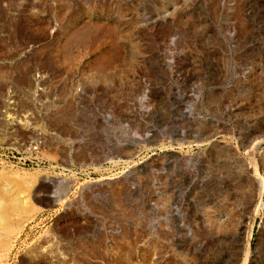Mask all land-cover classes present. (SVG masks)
I'll return each instance as SVG.
<instances>
[{
  "label": "rangeland",
  "instance_id": "rangeland-1",
  "mask_svg": "<svg viewBox=\"0 0 264 264\" xmlns=\"http://www.w3.org/2000/svg\"><path fill=\"white\" fill-rule=\"evenodd\" d=\"M41 70L65 84L49 124L70 133L83 114L121 165L27 160L13 111ZM107 98L125 148L87 119ZM262 139L264 0H0V191L36 192L15 233L0 201V264H264Z\"/></svg>",
  "mask_w": 264,
  "mask_h": 264
},
{
  "label": "built area",
  "instance_id": "built-area-1",
  "mask_svg": "<svg viewBox=\"0 0 264 264\" xmlns=\"http://www.w3.org/2000/svg\"><path fill=\"white\" fill-rule=\"evenodd\" d=\"M64 85L57 83L48 72L38 71L32 89L28 92L27 110L18 102L15 103L13 131L17 136L21 132L28 136L27 150L32 156L27 160L47 161L51 163L50 165H121L123 163L121 159L114 157L108 149L100 147V142L88 138L85 125L82 123L83 114L76 113L75 119L78 121L70 125L72 129L70 133L59 132L56 127L53 128L49 124L51 119L63 116L61 111L67 101L64 97ZM70 89L74 90L78 98L85 94L78 85ZM111 103L109 98L95 102L97 112L89 115L87 119L92 123L91 126L94 123L93 127L102 126L104 130L100 134L108 137V148L115 146V143L125 148L128 140H131L132 127L130 122L123 121L119 126L121 132L117 131L116 116L110 108ZM79 107L82 109V106ZM156 132L157 130L150 127L147 133L136 137L134 141L145 142ZM95 133L97 134V130Z\"/></svg>",
  "mask_w": 264,
  "mask_h": 264
},
{
  "label": "bare ground",
  "instance_id": "bare-ground-1",
  "mask_svg": "<svg viewBox=\"0 0 264 264\" xmlns=\"http://www.w3.org/2000/svg\"><path fill=\"white\" fill-rule=\"evenodd\" d=\"M157 22V21H156ZM155 22V24L154 25H158V22L156 23ZM262 135V134H261ZM211 143V142H210ZM261 143H264V139H262V140H260V141H256L255 143H254V145H253V148H256V146L257 145H261ZM136 166V165H135ZM248 166V165H247ZM260 167H261V165H259ZM142 167V166H141ZM131 168V167H130ZM250 168V167H249ZM135 169V168H134ZM245 169V168H244ZM262 169V168H261ZM260 171V170H259ZM263 171H264V169H263ZM252 172V171H251ZM257 173V172H256ZM133 174H135V173H133ZM133 174L130 176V177H132L133 176ZM259 174H261V173H259ZM255 175V174H254ZM261 175H263V174H261ZM258 177V176H257ZM262 177V176H261ZM47 181H49V182H51V184L53 183V184H55V183H57V181L56 180H51V179H49V178H47L46 179ZM58 180V179H57ZM257 180V179H256ZM45 182V181H44ZM135 182V181H134ZM67 183V182H66ZM34 186V185H33ZM54 186V185H53ZM137 187V186H136ZM139 187V186H138ZM67 188H68V185H65L64 187H63V192H65L66 190H67ZM32 189V187H29L28 185H24L21 189H20V191H19V193L18 194H14V195H12L11 197H9V195H7L6 193H5V191H0V201H3V202H6L5 200H3L2 198H4V197H9L14 203H13V205H12V209L14 210V211H17L18 212V214H19V218H18V220L16 221V223L14 224V226H13V228H12V231H11V233H15L20 227H22V225L25 223V222H27L28 221V219H30L31 218V216L33 215L32 213H33V209H32V206H33V202H32V193L34 192V193H36L35 192V190H33ZM258 191H260L259 192V199H258V202H257V205H256V211L257 210H259V209H262L263 207H264V201H263V194H264V179H262V180H260L259 181V190ZM55 194H56V192H55ZM35 196V195H34ZM56 197H58V196H56ZM52 198V197H51ZM0 204H3V203H1L0 202ZM159 207V206H158ZM162 207V206H161ZM1 208V207H0ZM159 209V208H158ZM10 211V210H9ZM158 213V212H157ZM156 213V214H157ZM225 217V216H224ZM215 219H217L216 217H214ZM213 218V219H214ZM207 219H208V217H207ZM210 220V219H209ZM4 219L3 218H1L0 217V225L2 226L3 224H5L4 222ZM7 221V220H6ZM213 221V220H212ZM207 224L208 225H210L208 222H207ZM102 225V224H101ZM213 225V224H212ZM211 225V226H212ZM214 225H215V223H214ZM213 225V226H214ZM24 226V225H23ZM212 226V227H213ZM215 227V226H214ZM108 229V228H107ZM110 229H112V228H110ZM116 229V228H115ZM210 229V228H209ZM213 229V228H212ZM100 230H103V228H100ZM119 230V229H118ZM211 231V230H210ZM115 232H118V231H115ZM189 232V236H191L192 235V231H188ZM18 233V232H17ZM212 235V234H211ZM6 238H8V237H6ZM13 238V237H12ZM174 238H175V240H178L180 237H179V235H175L174 236ZM1 239H3V238H1ZM5 239V238H4ZM49 239V238H48ZM51 241V240H50ZM11 244V243H10ZM38 244V243H37ZM42 244V243H41ZM44 244V243H43ZM42 244V245H43ZM50 244V243H49ZM34 247H36V246H34ZM185 247V246H184ZM40 251H39V255L41 256V255H46L47 253H49L50 252V247L49 246H40ZM192 249V248H191ZM54 251H55V249H53ZM36 252H38V251H36ZM51 253H53V252H51ZM55 253V252H54ZM37 254V253H36ZM57 254V253H56ZM53 255V254H52ZM51 255V256H52ZM49 257V256H48ZM47 258V257H46ZM59 258V257H58ZM60 259V258H59ZM53 261V260H52ZM55 261V260H54ZM53 261V262H54ZM250 261V260H249Z\"/></svg>",
  "mask_w": 264,
  "mask_h": 264
}]
</instances>
